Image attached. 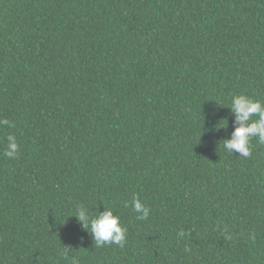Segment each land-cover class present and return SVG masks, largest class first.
<instances>
[{"label": "trees", "instance_id": "trees-1", "mask_svg": "<svg viewBox=\"0 0 264 264\" xmlns=\"http://www.w3.org/2000/svg\"><path fill=\"white\" fill-rule=\"evenodd\" d=\"M240 94L264 101V0H0V264H264V144L222 142Z\"/></svg>", "mask_w": 264, "mask_h": 264}, {"label": "clouds", "instance_id": "clouds-1", "mask_svg": "<svg viewBox=\"0 0 264 264\" xmlns=\"http://www.w3.org/2000/svg\"><path fill=\"white\" fill-rule=\"evenodd\" d=\"M230 114L233 117V131L230 138L224 139L223 148L229 154H239L241 158L251 156V141L257 139L259 143L264 144V101L253 100L244 94L233 95L230 104ZM253 117H256L253 119ZM0 126L14 127L7 119H0ZM224 127H214L209 131H219ZM7 145L3 151L6 158L15 159L20 151V145L17 143L14 135L6 137ZM128 206L127 204L125 205ZM132 210L137 214L138 220H146L150 215V208L140 199L133 198L131 204ZM77 222L83 229L89 228L91 236L97 247L105 245H118L124 247L127 241V228L122 226L120 217L115 215L111 209H105L98 215L92 217L88 209L78 206L75 214ZM181 236L184 233H180ZM230 238V237H229ZM69 249L65 247L63 255L67 258ZM188 251V249H186Z\"/></svg>", "mask_w": 264, "mask_h": 264}]
</instances>
